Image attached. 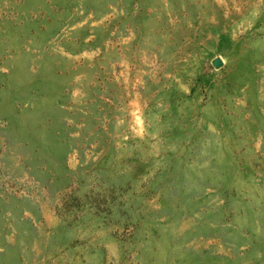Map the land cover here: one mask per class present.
Returning a JSON list of instances; mask_svg holds the SVG:
<instances>
[{"label": "rangeland", "instance_id": "1", "mask_svg": "<svg viewBox=\"0 0 264 264\" xmlns=\"http://www.w3.org/2000/svg\"><path fill=\"white\" fill-rule=\"evenodd\" d=\"M0 264H264V0H0Z\"/></svg>", "mask_w": 264, "mask_h": 264}, {"label": "water", "instance_id": "2", "mask_svg": "<svg viewBox=\"0 0 264 264\" xmlns=\"http://www.w3.org/2000/svg\"><path fill=\"white\" fill-rule=\"evenodd\" d=\"M213 65L215 67H221L223 65V60L221 58H216L214 61H213Z\"/></svg>", "mask_w": 264, "mask_h": 264}]
</instances>
